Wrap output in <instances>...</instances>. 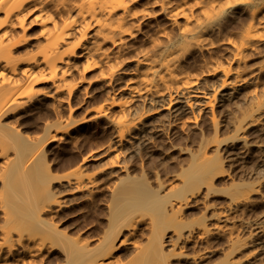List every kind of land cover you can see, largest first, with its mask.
I'll list each match as a JSON object with an SVG mask.
<instances>
[{
  "label": "bare ground",
  "instance_id": "1",
  "mask_svg": "<svg viewBox=\"0 0 264 264\" xmlns=\"http://www.w3.org/2000/svg\"><path fill=\"white\" fill-rule=\"evenodd\" d=\"M259 44L264 0H0V185L9 190V198L0 200V264L10 258L11 264L246 262V255L237 258L239 251L253 241L264 246V220L253 225L245 214L258 188L236 186L233 193L230 186L220 209L209 198L219 194L214 180L232 171L237 150L247 153L264 99L245 96V106L224 119L213 107L232 93L234 100L245 84L241 65ZM192 51L206 65L201 77L183 66ZM204 76L214 81L207 85ZM122 78L127 80L116 88ZM92 82L104 97L95 102L102 103L85 107L76 120V106L87 105L96 90ZM32 117L43 121L41 134L24 126ZM199 119L196 146L170 145L188 156L179 174L165 180L155 173L153 181L126 174V163L119 162L124 153L134 154L171 127L192 122L197 128ZM92 120L109 131L106 149L84 156L68 188L56 193L54 185L63 179L52 175L45 148L73 145L71 133ZM109 154L96 174L85 175L87 164ZM118 173L126 177L116 178ZM97 176L116 178L102 188L105 224L94 240L81 225L70 238L57 228L67 207L58 196L81 195L75 204L91 201L100 191ZM192 209L202 211L198 218L191 219ZM137 234L142 242L134 241Z\"/></svg>",
  "mask_w": 264,
  "mask_h": 264
},
{
  "label": "rangeland",
  "instance_id": "2",
  "mask_svg": "<svg viewBox=\"0 0 264 264\" xmlns=\"http://www.w3.org/2000/svg\"><path fill=\"white\" fill-rule=\"evenodd\" d=\"M250 54L251 55L248 59H246L245 64L241 65L240 70L242 71V76L245 77V84H243L238 89V91L235 92V101L233 100V93L228 98H224L225 101H222L223 103H218V99L215 101L213 110L214 112H221L219 115L221 119H224L225 117H231V115H229L230 113L235 112L237 108H243L245 105L242 100L245 96L247 99L249 96L253 98L254 96H256L259 100L264 99V44H259L257 49ZM204 55L207 57L205 53ZM183 64L185 71L192 77L203 76V72L206 69V65L202 62L201 55L197 51H192L189 55H187L185 57V63L183 62ZM129 67H124L125 69L128 68L126 69V72H129L128 70L132 69V67ZM202 78L204 80L206 79L207 85H210L214 81L213 77L205 78L204 76ZM126 80L127 78H122L121 82H117L119 84H116L115 87H120ZM92 83L93 84H90L91 91L95 88L96 90L92 91V96L87 100V105H85V103L83 105L79 104L76 106L77 110L74 116L76 120L83 117L82 115L84 114V110L86 109L85 107H87L88 109H93L100 106V104L102 103V101L95 102L97 98L100 99L104 97L98 93V83ZM253 92H255L254 95ZM119 96L121 101H126V93H122ZM134 102L135 101H133L132 104H134ZM221 104H223V107L219 108V105ZM81 109H83V112ZM209 114L210 112L207 109V113L205 112L204 114L205 122H207ZM258 115L259 118L257 124L248 133L247 153H243V151L240 149L237 150L236 158L235 160H233L232 171L229 170L225 172L223 176L214 180V187L220 191L218 192L219 194H216L213 197L209 198L210 202L212 204H215L216 208L220 209L221 207H223V204L226 201V194L222 191L228 190L229 188H231L230 186L233 185V193H236V186H239L242 189L246 190L251 188H258L256 193L251 195V198L255 203L253 204L252 208L246 210L245 212L246 218H248L253 225L264 220V105L261 108V111H259ZM186 118H191V116L182 115V120H186ZM29 119H27L29 122L26 121V125L24 124V126L29 128L31 131L34 128L33 134H41L40 123L43 121H40V119H36L34 117ZM196 123L198 124L197 128L194 127V123L192 122L186 123L183 129H181L179 125L171 127L172 130L171 132H168L167 135L162 134L159 136H152L150 143H148L144 148L140 147L141 150L138 148V150L135 151L134 154L124 153L125 155H123L122 158H119V162L126 163V166L128 167V171L126 172V174L132 179H140V177L143 178V175H145V177L150 181H153L154 176L156 175L161 176L162 178L164 176V179L168 180L173 177V175L179 174L180 167H183L182 169H185L187 167L188 156L187 154L178 153V150L172 151L170 149V145H180V148H193L194 146H196L199 134L198 128L200 125H202L203 122H201V120L199 119ZM35 124L37 125V127H39L37 128ZM104 125L105 124L103 121H89L87 124L77 127L71 133V135L74 137L73 145L65 142H53L45 148V156L47 161L46 164L50 167L52 175L55 177H61L63 179L62 181L60 180L59 183H55L56 186L54 185V190L56 191V193H62L61 191H63L64 188H68L66 185V181H70L72 179L71 174L73 173V170L84 156L91 152L95 153V155L97 156L98 154H103V152L105 151L104 149H106L105 147L110 140L109 131ZM168 138L170 139V141L172 140L171 143H168ZM127 146L128 145L125 143H123L122 145V147L124 148H126ZM110 156L112 157L113 155L109 154L105 157H102L95 163L87 164L90 168L85 175L96 174V172L99 170H97V168L102 165L104 166L105 163L110 160ZM75 161L76 163H74ZM158 173L161 175H159ZM124 176L126 177L125 173H118L116 178H124ZM97 177V190L100 191L94 194V197L93 199H91V201H83L75 204V202H73V198L79 197L81 195L74 194L69 196H58L60 200L66 202L67 207L64 208L59 214L58 218L60 219L61 217V222L57 223V228L62 232L67 233L70 238H75V236H77L74 234L77 233L75 228L78 225H81L83 227L81 228L83 229L81 232L87 235L89 231L88 235L91 234L94 240L97 238L96 235L98 233L96 232L100 233L101 229H99V227H103L105 224H103L102 222H105L103 221L105 219L103 218V216L105 217L104 214H106V206H108L106 204V199L108 196L105 189L102 188L104 185L110 184L112 181H114V179L116 180V178H104V176ZM9 181L11 183L17 182L16 179H12ZM8 196L9 190L2 188L0 185V200H5L9 198ZM192 211L193 212L191 213V219L198 218L200 212H202L199 209H192ZM75 221H77L78 223H76ZM1 222L2 220L0 217V224ZM79 226L76 229H78ZM96 229L97 231L95 232ZM73 230H75V232ZM90 230H92V233L90 232ZM139 238H141L140 234ZM139 238L137 234V236L134 237L135 240H133L136 242H142L143 239L141 238L142 240H139ZM136 239H138V241ZM256 244L257 241H253V243L245 246L241 251H239L237 258H240L242 255H246L249 258L246 260V262L244 261L243 264H264V246L258 248ZM128 248L130 249V246ZM55 251L52 252L53 255H51V253L49 255L51 259L55 258L53 257L55 253L56 256L58 255V251ZM13 260L14 258L7 259L5 264H11Z\"/></svg>",
  "mask_w": 264,
  "mask_h": 264
}]
</instances>
